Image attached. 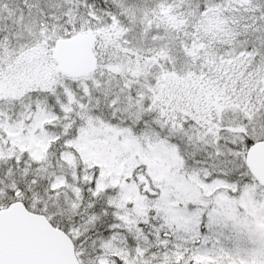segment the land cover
I'll list each match as a JSON object with an SVG mask.
<instances>
[{
  "label": "snow or ice",
  "instance_id": "obj_1",
  "mask_svg": "<svg viewBox=\"0 0 264 264\" xmlns=\"http://www.w3.org/2000/svg\"><path fill=\"white\" fill-rule=\"evenodd\" d=\"M0 264H264V0H0Z\"/></svg>",
  "mask_w": 264,
  "mask_h": 264
}]
</instances>
